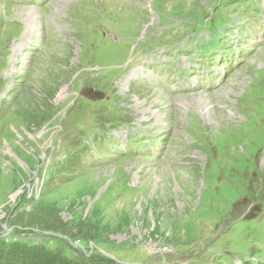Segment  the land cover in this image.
<instances>
[{
	"label": "rangeland",
	"instance_id": "1",
	"mask_svg": "<svg viewBox=\"0 0 264 264\" xmlns=\"http://www.w3.org/2000/svg\"><path fill=\"white\" fill-rule=\"evenodd\" d=\"M0 264H264V0H0Z\"/></svg>",
	"mask_w": 264,
	"mask_h": 264
},
{
	"label": "bare ground",
	"instance_id": "2",
	"mask_svg": "<svg viewBox=\"0 0 264 264\" xmlns=\"http://www.w3.org/2000/svg\"><path fill=\"white\" fill-rule=\"evenodd\" d=\"M124 11V10H123ZM73 20V19H72ZM80 22V21H79ZM91 43V42H90ZM91 59V58H90ZM138 59V58H137ZM191 67V66H190ZM152 74V73H151ZM153 75V74H152ZM63 93V89L60 91L59 95ZM141 108V107H140Z\"/></svg>",
	"mask_w": 264,
	"mask_h": 264
}]
</instances>
